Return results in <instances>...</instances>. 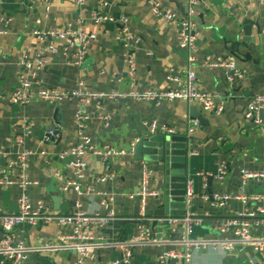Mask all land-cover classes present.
<instances>
[{
    "label": "crops",
    "instance_id": "0c3cea01",
    "mask_svg": "<svg viewBox=\"0 0 264 264\" xmlns=\"http://www.w3.org/2000/svg\"><path fill=\"white\" fill-rule=\"evenodd\" d=\"M162 6L172 9L180 18L187 14V0H161ZM50 11L46 12V7ZM192 19L197 37L195 62L189 63L187 54L180 48L177 30L164 19L156 17L150 5L144 0H86L83 8H78L75 0H4L1 14L10 20L9 34L0 36V171L18 159L21 148L15 138L26 127L30 135L24 148L34 153L29 159L28 177L35 184L28 189L33 207L39 202L46 205L51 213L70 214L74 209L77 195L71 188L64 190L67 182L74 180L72 168L60 155L71 150L78 141L79 132L75 124V114L79 108L77 101H62L49 104L42 100L27 106L9 102V97L19 89L18 65L25 54L34 60L45 43L33 35L36 29L65 30L77 27L78 15L84 22L87 34L96 39L89 46V54L84 69L72 63L71 54L64 53L63 43H56L58 53H47V66L38 73V83L34 89L74 90L79 81H84L88 91L93 93L131 92L130 66L126 52L116 40L124 17L128 18L127 28L135 34L140 43L132 55L136 63L135 83L139 91H169L175 89L170 78H183L192 70L198 80L201 92L218 95V102L224 105V112L217 115L203 110L199 103L137 101L132 98L105 99L86 108L88 115L86 134L93 145L102 148L113 147L129 152L134 142L151 136L149 126L153 121L173 128L169 137L175 156L186 166V177L171 176L170 188L165 181L164 166L159 163L138 161L134 155H124L109 162L93 155L85 157L88 164L84 187L95 188L109 196V210L115 214V221L98 229L91 228L87 234L93 238L102 237L107 244H128L140 234L137 220L151 232L156 245L140 246L131 251L132 264H183L182 260H162L168 252H183L177 242L181 238V228L174 229L158 223L161 217L145 216L141 200L131 197L143 188L145 170L150 172L148 188L157 192V197L148 200L146 211L155 212L165 203V193L170 192V204L175 206L166 216L182 213L188 178H193L196 198L193 211L204 219L202 226L196 227L192 239L229 241L235 239L232 233H220L224 218L241 212H255L264 209L263 201L230 200L224 208L214 206L215 195L243 194L245 196L264 195V182H244L241 172L264 171V125L262 127L247 122L243 113L249 102L256 96H264V2L261 0H205L196 9ZM105 13L114 23L96 24L93 14ZM246 21H252L254 45L241 49L250 57L241 62L227 51V42H232L242 31ZM261 30V33H259ZM219 58H233L242 77L229 78L222 69L205 67L207 61ZM128 76V77H127ZM192 107L204 115L208 124L188 137ZM264 120V112L262 114ZM195 120V119H194ZM59 129L55 141L47 137L48 132ZM222 164L227 166L228 176L224 182L215 178ZM158 170V172H157ZM17 178L18 171L6 173ZM200 174L214 179L204 180ZM111 175L112 180L98 184V178ZM62 178V180L59 179ZM180 194V195H179ZM60 198L58 206L49 198ZM20 189L0 188V217L17 212ZM100 197H91L83 202L88 214H107ZM172 212V213H171ZM165 216V217H166ZM149 221L147 226L145 222ZM73 233L71 227L57 225L22 226L15 231L17 242L23 243L29 255L25 264H75L74 251L58 249L63 243L60 237ZM254 236H264V230L253 232ZM3 231L0 226V241ZM92 249L102 264L122 261L126 249L117 247H94ZM2 257L0 256V264ZM193 264H264V253L255 252L253 246L237 245L232 251L214 250L208 246L193 253Z\"/></svg>",
    "mask_w": 264,
    "mask_h": 264
},
{
    "label": "built area",
    "instance_id": "2783aa9c",
    "mask_svg": "<svg viewBox=\"0 0 264 264\" xmlns=\"http://www.w3.org/2000/svg\"><path fill=\"white\" fill-rule=\"evenodd\" d=\"M42 1V0H40ZM147 2L153 14L156 17L164 19L170 26H175L179 39V45L188 57V62H195V54L197 52V37L192 19L196 15V7L205 0H187V15L180 18L172 9L162 6L161 0H144ZM264 2V0H261ZM78 8H83L86 0H75ZM4 0H0V36L8 35L10 28V20L4 18L1 14ZM50 11V7H46V12ZM91 20L96 24L114 23V20L105 13L93 14ZM85 20L78 15L77 27L65 30L58 29H36L33 35L38 37L42 43H45L39 53L31 60L28 54H25L18 65L19 89L13 92L9 97V102L19 106H27L33 101L42 100L49 104H58L62 101H77L79 108L75 114V124L79 132L77 144L68 151L60 155L61 160L66 161L69 168H72L74 180L65 184L64 190L73 189L77 195L74 209L70 214L61 215L59 213L49 212L43 202H39L36 207L32 206L28 195V189L35 183L28 177L29 159L33 152L24 148L25 140L30 135V128L26 127L25 131L16 136L15 142L21 148L18 159L12 162L5 171H0V188L17 187L20 189V198L18 202V210L12 214L0 217V226L3 231V238L0 241L1 264H25L28 260L29 252L23 243L17 242L15 239V231L22 226H38V225H57L60 227H71L73 233L60 237L63 243L58 249H66L76 252L77 259L75 264H102L92 249L94 247H121L128 251L123 255L122 261L112 262L110 264H132V253L134 248L140 246L156 245V241L152 239L151 232L140 222V234L128 244H107L102 237L93 238L87 234L91 228L102 229L115 221V214L109 210V196L105 192H98L95 188L84 187L82 185L86 176L88 164L85 157L93 155L101 158L103 161L109 162L112 159L120 158L124 155H134L136 146L141 142L138 139L132 145L129 152L117 150L110 146L98 148L93 145L92 139L86 134L88 115L86 108L93 103H101L105 99L132 98L137 101L145 102H186L190 104L199 103L203 110L221 115L224 112V105L218 102V95L201 92L198 87L196 74L190 70L183 78H170L175 84V89L169 91L146 90L139 91L136 89L135 74L136 63L132 52L139 46L140 39L132 34L127 28L128 18L122 19L123 26L116 35V40L120 43L126 52V61L130 66L131 92L129 94L118 93H93L87 90L84 81H79L74 90L62 91L57 89L34 88L39 85L38 73L47 66V53H58L56 43H63L64 53L71 54L72 63L80 69H84L88 54L89 46L96 39L95 35L87 34L84 30ZM205 67L209 69H222L229 78L242 77L240 69L233 58H219L207 61ZM264 112V96H256L247 105L243 117L247 122H252L256 126L262 127L264 120L262 114ZM201 128L198 120L189 121L188 137L191 138ZM59 129L48 132L50 137H57ZM150 135H174L175 130L168 126L162 125L157 121H153L149 126ZM18 171L17 178H12L9 173ZM204 180L212 176L200 174ZM228 176L227 166L222 164L220 172L215 176L219 182H224ZM241 176L244 182L257 181L264 182V171L251 172L242 171ZM213 178V177H212ZM62 180L61 177H59ZM111 175L98 178L97 183H106L112 180ZM214 179V178H213ZM150 180V172L145 170L143 188L131 198L138 197L141 200L142 212L145 213L148 200L157 197L158 193L149 190L148 181ZM100 197L104 206L108 209L107 214L99 213L88 214L84 210L83 202L91 197ZM196 198L194 180L188 178L185 186L184 211L180 216H166L155 220V222L170 226L174 229L181 228V238L177 242L184 248L183 252H168L162 256V260H182L183 264H193V253L211 246L214 250L232 251L237 245L253 246L255 252L264 253V236H254L253 232L258 229L264 230V209L255 212H241L235 216L224 218L221 222L220 233L222 235L232 233L235 239L224 241H208L192 239L194 229L202 226L204 219L193 211L194 200ZM216 208H224L230 200L241 201L248 204L250 201H263L264 195L245 196L243 194H220L212 197Z\"/></svg>",
    "mask_w": 264,
    "mask_h": 264
},
{
    "label": "water",
    "instance_id": "95a60500",
    "mask_svg": "<svg viewBox=\"0 0 264 264\" xmlns=\"http://www.w3.org/2000/svg\"><path fill=\"white\" fill-rule=\"evenodd\" d=\"M173 2V0H168ZM188 9V8H187ZM187 15V14H186ZM255 24L252 21H246L243 25L242 31L239 33V35L232 41V42H227L229 47L226 45V51L233 57L236 58L237 60L241 62H245L250 55L249 54H243L241 52V49H248L249 45H254L255 40L253 39V27ZM261 33V30L260 32ZM128 77V76H127ZM155 103V102H154ZM191 117L193 119H196L200 122L202 126H206L208 124L207 119L204 117L203 114L197 111L195 107H192L190 110ZM51 141H55V137H50ZM171 140L169 137H165V135H151L149 137L144 138L137 146L135 149L136 153V159L138 161H147L150 163H159L162 166H164L165 170V181L167 182V188H170L171 183V176H182L186 177L187 172H186V166L182 168H177L176 164H184L186 163L185 161L180 160L175 156V152L173 151V147L170 144ZM158 172V170H157ZM213 178L211 177L209 179V183H212ZM180 195V194H179ZM182 195L185 196V191L182 193ZM165 203L159 207L155 212L151 211H146L145 216L150 218L152 216L155 217H165L170 213V210H172L175 206L170 204V199L168 196H170V192L165 193ZM60 198H49V200H53L54 204L58 206ZM184 201L181 200V208L184 211ZM172 213V212H171ZM182 213H175L173 212V215L180 216ZM136 224H140L139 221H135ZM150 222L147 221L145 222V225H149ZM154 227L158 225L157 222H155ZM76 254V252H75Z\"/></svg>",
    "mask_w": 264,
    "mask_h": 264
},
{
    "label": "rangeland",
    "instance_id": "374dc122",
    "mask_svg": "<svg viewBox=\"0 0 264 264\" xmlns=\"http://www.w3.org/2000/svg\"><path fill=\"white\" fill-rule=\"evenodd\" d=\"M224 72V71H223Z\"/></svg>",
    "mask_w": 264,
    "mask_h": 264
}]
</instances>
